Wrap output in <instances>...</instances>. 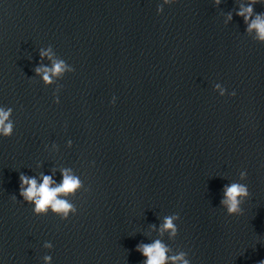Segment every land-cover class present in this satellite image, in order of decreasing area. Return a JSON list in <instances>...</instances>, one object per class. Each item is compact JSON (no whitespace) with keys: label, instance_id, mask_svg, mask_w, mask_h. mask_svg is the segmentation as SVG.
<instances>
[{"label":"clouds","instance_id":"clouds-1","mask_svg":"<svg viewBox=\"0 0 264 264\" xmlns=\"http://www.w3.org/2000/svg\"><path fill=\"white\" fill-rule=\"evenodd\" d=\"M176 0H163V3L157 6V12H163L164 4L175 3ZM216 5L221 3V0H214ZM257 3H264V0H247V3L239 2L238 10L235 15L242 17L243 22L246 25L245 32L248 34L255 33L253 39L258 43H264V12L256 13L254 11V5ZM233 19V13L230 11L227 13V20ZM47 58L51 62V66H45L40 63L38 67L34 69L37 76L41 77V80L45 86L52 85L55 81L54 78L62 79L66 73H72L75 71L74 67L67 64V62L59 58L53 51L51 45L46 49H40V60L43 61ZM62 85H58L56 92H54V102L59 103V92ZM215 89L219 90V95L223 97L226 94V89L217 83ZM231 96H235L233 91ZM115 97H113L112 103H115ZM13 109L11 107L0 106V136L11 137L14 132V121L11 119ZM72 142L68 141V146L71 147ZM53 147H56L53 144ZM40 165H38L39 167ZM60 174L62 180L60 183H56L52 175H45L40 173L39 178L36 176H27L21 173L19 176V195L23 201L33 206V213L37 216L47 215L51 212L54 215L59 216L61 219L66 220L71 215L77 213L76 206L70 202L69 196H75L78 191L84 188L83 181L80 177L72 172L70 168H61ZM247 179V172L241 171L239 173V180L244 181ZM250 196L249 188L247 184L240 182H232L226 184L223 188V197L220 201L221 206L226 210L227 215H241L243 209L241 205ZM15 199V195L13 196ZM180 219L178 213L167 215L163 219V224L160 227V235L164 232H168L169 239L174 240L178 235V227L176 221ZM155 230L156 226H150ZM43 247L45 249H52L51 242H45ZM136 251L140 252L144 257L143 264H191L188 258V253L185 251H179L172 255H169L173 250L160 239H156L151 243H140L136 246ZM45 264H51L52 257L45 255L43 257ZM260 264H264L261 261Z\"/></svg>","mask_w":264,"mask_h":264}]
</instances>
